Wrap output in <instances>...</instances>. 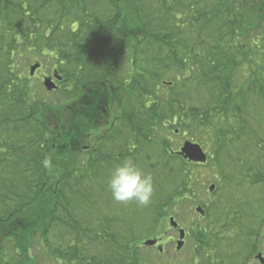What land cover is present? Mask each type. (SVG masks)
Listing matches in <instances>:
<instances>
[{
  "label": "trees",
  "instance_id": "16d2710c",
  "mask_svg": "<svg viewBox=\"0 0 264 264\" xmlns=\"http://www.w3.org/2000/svg\"><path fill=\"white\" fill-rule=\"evenodd\" d=\"M25 53L59 60V96L33 92ZM181 134L214 151L227 184L206 210L210 242L245 233L264 204V0H0V232L18 231L19 250L40 234L57 264H137L167 209L193 198L201 164L177 154ZM125 159L153 178L147 206L107 189ZM232 182L256 192L237 200Z\"/></svg>",
  "mask_w": 264,
  "mask_h": 264
},
{
  "label": "rangeland",
  "instance_id": "374dc122",
  "mask_svg": "<svg viewBox=\"0 0 264 264\" xmlns=\"http://www.w3.org/2000/svg\"><path fill=\"white\" fill-rule=\"evenodd\" d=\"M26 54V53H25ZM32 55L29 57L27 54L24 56L23 54L20 57L19 60V69H21L22 72H24V75L27 76L31 80V84L33 86V92L41 98H46V100H52L53 97L59 96L57 93H50L45 87H44V78L45 77H52L54 74V70L52 69L53 62L59 60L51 59L49 61H45L44 57H42L39 53H31ZM36 57L39 58V63L41 66L38 68V70L34 73V75H30V67L31 65L35 64L37 61ZM55 81V80H54ZM57 85H59L58 81H55ZM64 87V86H63ZM63 87L61 88V91H63ZM83 88V85L82 87ZM54 99V98H53ZM172 144L174 147L180 148L185 141H192L195 142L194 139L190 138V135L186 136L181 134L177 137H172ZM200 144L204 150L208 154V161L206 164L197 165L196 167L192 166L190 169L193 170V181L190 183V187L194 189L193 191V198H190L188 201L185 202V200H182L178 203H173V206L167 209L166 215H165V221L160 223V233L157 235L158 237H163L164 243L167 246L168 250H172L174 245L176 244L175 240L179 239V233L177 230L173 229L170 226V218L174 217V219L179 224L180 228L184 229L185 232L188 234L185 238V244L183 249L181 250L179 256H169L166 258V261L162 263V258H160V264H170V263H176V264H190L191 260L190 257L192 255V246L201 245L202 242H210L211 234L210 229V223L214 220V214L213 212L216 208L211 209V215H207L206 210H208L209 207H212L214 205H218L221 201V195L225 194L228 189H225L224 186L227 185L222 181V175L218 174V168L216 166L215 158H212V154L214 153L213 150H207V148L204 147V144L201 142H195ZM212 184L216 185V190L214 192L210 191V186ZM239 182H232V184H229L230 186H239ZM245 185V189H243V186ZM249 184H240L239 187L236 188L235 191V198L238 200L241 198L242 200H245L248 198V194H254L256 192V189H251L247 187ZM236 203L239 205L237 211L244 213V209L242 208V204H239L237 201ZM128 206L126 203H122L121 206ZM233 205H235V202H233ZM202 207L205 210V215H200L195 211L196 208ZM227 207H234V206H227ZM256 209L254 210V217L255 218H249V215L252 213V210H250L248 213L245 210V218L242 220L245 223V230L250 231L253 229V225L260 226L263 229L264 227V204L261 201L260 204L257 203L255 205ZM218 208V207H217ZM227 210V209H226ZM203 214V213H202ZM207 215V216H206ZM234 217V218H233ZM212 221H211V219ZM230 220L235 219L234 212L231 214V217L229 216ZM229 220V221H230ZM228 221L225 219L219 220L218 224H216L215 228L219 230L222 226H224ZM238 222V221H237ZM231 223V222H230ZM239 224V222H238ZM199 225L202 226V228L207 229V231L204 233L202 230H199ZM263 226V227H262ZM264 230V229H263ZM232 232L231 234H233ZM221 236L224 234L221 233ZM174 239V240H173ZM9 239H5L3 243H1L0 246V264H26V259H24L27 251L25 247L22 249V258L18 259L19 255L17 253V250L13 247L11 241H8ZM50 248L43 243L42 239L40 238V234H37L36 237L33 236L30 243V252L29 257L31 259L37 260L39 264H57L55 262V257L51 254H49ZM146 256H148V259L153 258L150 264H159L157 261L154 260L156 253H152L151 250L145 251ZM153 255L152 257H150ZM142 256V254H141ZM143 257V256H142ZM154 260V261H153Z\"/></svg>",
  "mask_w": 264,
  "mask_h": 264
},
{
  "label": "flooded vegetation",
  "instance_id": "af4514ba",
  "mask_svg": "<svg viewBox=\"0 0 264 264\" xmlns=\"http://www.w3.org/2000/svg\"><path fill=\"white\" fill-rule=\"evenodd\" d=\"M56 80L55 78H53ZM82 91H80L81 94ZM82 94L80 95V107H82ZM110 106L104 110V113L107 117V120L103 125L101 126V130L109 129L112 130V124L113 119L115 118L109 109ZM109 111V112H108ZM113 132V131H112ZM94 134H88L87 139H90L92 137L95 139ZM91 143H86L84 145L83 151H87L90 147ZM216 190L215 188L212 192ZM197 209H195L196 211ZM204 210V209H203ZM197 212V211H196ZM198 213V212H197ZM200 215H205V210L202 213H199ZM256 228H253L250 231H246L245 233H239L236 236H232L231 232H227V230L223 231V236H220L219 241H211L208 243L212 244H201L192 246V255L190 257V264H264V227L263 229L260 226H254ZM173 228V227H172ZM177 230L179 233L180 238V226L178 224V227L173 228ZM0 235L2 238H0V243H3L5 239L8 237H12L13 235H19L18 231L8 230V231H2L0 232ZM12 235V236H10ZM188 234L186 233V236ZM185 236V238H186ZM148 239H154L156 240V244L149 246V245H141L136 248L135 259H138L137 264H150L153 258L148 259V256H146V252L148 249L151 250L152 253H156V256L154 258L155 261H157L160 264V258L164 257L162 259L164 262L166 261V258L169 256L177 257L179 256L181 250L184 247V244L178 248V241L179 239H176V244L174 245L172 250H168L167 246L163 242V237H151ZM147 240V239H146ZM145 240V241H146ZM174 240V239H173ZM8 241H11L13 247L17 250V253L19 255L18 259L22 258V250H19V248L15 245V241L9 239ZM144 241V242H145ZM220 244H215V243ZM25 243L24 247L27 251V253L30 252V243L31 241L27 239V241H23ZM142 254V256H141ZM151 255L150 257H152ZM153 260V261H154ZM170 264H176V263H170Z\"/></svg>",
  "mask_w": 264,
  "mask_h": 264
},
{
  "label": "clouds",
  "instance_id": "9594fccd",
  "mask_svg": "<svg viewBox=\"0 0 264 264\" xmlns=\"http://www.w3.org/2000/svg\"><path fill=\"white\" fill-rule=\"evenodd\" d=\"M50 167V160H45ZM107 189L118 203L135 202L138 206H147L154 194L151 174L138 167L131 159H125L114 165L107 178Z\"/></svg>",
  "mask_w": 264,
  "mask_h": 264
},
{
  "label": "water",
  "instance_id": "95a60500",
  "mask_svg": "<svg viewBox=\"0 0 264 264\" xmlns=\"http://www.w3.org/2000/svg\"><path fill=\"white\" fill-rule=\"evenodd\" d=\"M40 66L41 65H40L39 62L33 64L30 67V74L34 75L35 71ZM55 78L58 79V80H61L62 76H60L58 73H56L55 74ZM44 86L46 87V89L48 91H52V90L57 88V85L53 81L52 77H46L44 79ZM177 154L182 156L184 159H187V160L192 161V162H197V163H205V162H207V159H208V154L205 152L203 147L200 144L192 142V141H189V140L185 141L183 143V145L181 146L179 151H177ZM214 188H215V184H212L209 189H210V191H213ZM197 212L203 213L204 210H203L202 207H198L197 208ZM170 224L173 227H177L178 226V223L175 221L174 217H172L170 219ZM185 235H186L185 230L184 229H180V239H179V241L177 243L178 248H180L184 244ZM156 242L157 241L154 240V239H147L145 241V245L152 246V245H155Z\"/></svg>",
  "mask_w": 264,
  "mask_h": 264
}]
</instances>
